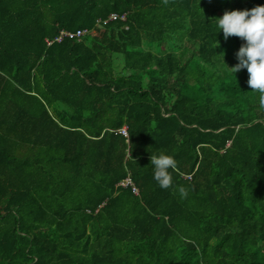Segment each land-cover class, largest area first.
<instances>
[{
    "label": "trees",
    "instance_id": "1",
    "mask_svg": "<svg viewBox=\"0 0 264 264\" xmlns=\"http://www.w3.org/2000/svg\"><path fill=\"white\" fill-rule=\"evenodd\" d=\"M258 6L0 0V264H264V108L218 27Z\"/></svg>",
    "mask_w": 264,
    "mask_h": 264
},
{
    "label": "clouds",
    "instance_id": "2",
    "mask_svg": "<svg viewBox=\"0 0 264 264\" xmlns=\"http://www.w3.org/2000/svg\"><path fill=\"white\" fill-rule=\"evenodd\" d=\"M218 27L223 31L224 38L237 36L246 41L237 53L239 63L232 68L234 73L247 69L248 85L252 91L260 93L259 104L264 108V6L251 10L226 12L218 19ZM154 166V180L162 189L173 186V176L169 171H178L177 161L170 155L161 153L151 156ZM181 198L188 195L187 189L179 188Z\"/></svg>",
    "mask_w": 264,
    "mask_h": 264
},
{
    "label": "built area",
    "instance_id": "3",
    "mask_svg": "<svg viewBox=\"0 0 264 264\" xmlns=\"http://www.w3.org/2000/svg\"><path fill=\"white\" fill-rule=\"evenodd\" d=\"M125 13L117 14L115 12H110L106 15L104 19H96V23H101L104 24L108 21H113V20H124L125 19ZM85 30L84 29H76L74 32L70 31H65V30H60L59 34L55 36L53 39L48 40L45 39V42L47 45H49L52 41H59L62 37H75L79 38L82 34H84ZM118 132L122 134L123 136H126V130L125 127L122 126L118 129ZM121 186H130V189L133 193L137 192V189L134 187V185L131 183L128 177H125L123 180H121L119 183Z\"/></svg>",
    "mask_w": 264,
    "mask_h": 264
}]
</instances>
